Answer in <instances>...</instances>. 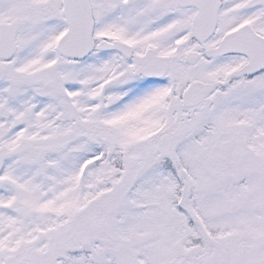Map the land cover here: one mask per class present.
<instances>
[{
  "label": "snow or ice",
  "instance_id": "snow-or-ice-1",
  "mask_svg": "<svg viewBox=\"0 0 264 264\" xmlns=\"http://www.w3.org/2000/svg\"><path fill=\"white\" fill-rule=\"evenodd\" d=\"M0 264H264V0H0Z\"/></svg>",
  "mask_w": 264,
  "mask_h": 264
}]
</instances>
